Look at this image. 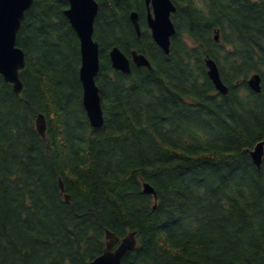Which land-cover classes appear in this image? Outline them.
Wrapping results in <instances>:
<instances>
[{
  "label": "trees",
  "instance_id": "16d2710c",
  "mask_svg": "<svg viewBox=\"0 0 264 264\" xmlns=\"http://www.w3.org/2000/svg\"><path fill=\"white\" fill-rule=\"evenodd\" d=\"M97 1L103 125L83 104L68 0H34L26 12L22 93L0 74V263L89 264L109 229L136 232L122 264H264V159L258 169L247 151L264 139V0H174L170 54L151 35L145 0ZM114 45L152 67L115 70ZM207 54L227 94L208 76ZM254 71L261 92L247 83Z\"/></svg>",
  "mask_w": 264,
  "mask_h": 264
},
{
  "label": "water",
  "instance_id": "95a60500",
  "mask_svg": "<svg viewBox=\"0 0 264 264\" xmlns=\"http://www.w3.org/2000/svg\"><path fill=\"white\" fill-rule=\"evenodd\" d=\"M33 1L0 0V74L3 75L5 81L12 83L17 94H20L24 87L21 71L27 63L26 53L18 46L17 38L26 12L32 6ZM68 1L69 6L64 9V14L69 19L80 40V80L83 85V104L90 123L94 127H99L105 121L100 86L97 82L101 64V49L99 41L94 36L99 3L97 0ZM145 2L147 5V22L151 28L152 36L162 50L169 54L172 37L177 32L171 14L177 10V6L173 0H145ZM130 16L137 34L141 36L139 12L133 10ZM219 34L220 30L217 29L215 31L217 39H219ZM109 57L113 68L124 73L131 72L132 64L152 67L150 59L136 49L129 56L121 47L114 45L109 51ZM206 64L208 75L215 87L222 94H227L229 86L223 81L216 60L208 54ZM248 83L253 90L260 92L262 90L261 74H252L248 78ZM36 127L42 137L47 136V118L45 114L40 113L37 116ZM248 151L258 169H261L264 159V139ZM59 185L66 201H70L71 196L65 192V184L62 179H60ZM144 192L153 194L155 199L158 198L155 187L149 182L144 183ZM156 206L157 204H155V208ZM106 240L103 253L92 259L89 264H122L126 253L137 245L136 232H131L121 238L115 232L107 229Z\"/></svg>",
  "mask_w": 264,
  "mask_h": 264
},
{
  "label": "bare ground",
  "instance_id": "6f19581e",
  "mask_svg": "<svg viewBox=\"0 0 264 264\" xmlns=\"http://www.w3.org/2000/svg\"><path fill=\"white\" fill-rule=\"evenodd\" d=\"M248 83V82H247Z\"/></svg>",
  "mask_w": 264,
  "mask_h": 264
}]
</instances>
